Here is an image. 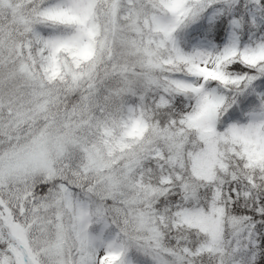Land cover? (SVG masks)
Returning <instances> with one entry per match:
<instances>
[{
	"label": "snow or ice",
	"instance_id": "1",
	"mask_svg": "<svg viewBox=\"0 0 264 264\" xmlns=\"http://www.w3.org/2000/svg\"><path fill=\"white\" fill-rule=\"evenodd\" d=\"M0 264H264V0H0Z\"/></svg>",
	"mask_w": 264,
	"mask_h": 264
}]
</instances>
